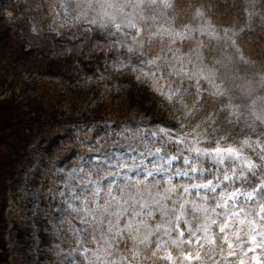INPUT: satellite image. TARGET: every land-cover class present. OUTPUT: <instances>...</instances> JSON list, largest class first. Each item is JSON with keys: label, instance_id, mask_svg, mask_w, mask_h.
Returning <instances> with one entry per match:
<instances>
[{"label": "rangeland", "instance_id": "374dc122", "mask_svg": "<svg viewBox=\"0 0 264 264\" xmlns=\"http://www.w3.org/2000/svg\"><path fill=\"white\" fill-rule=\"evenodd\" d=\"M216 1L226 7V16H234L237 8L231 0ZM28 2H41L46 11L40 10L35 15L24 13L20 21L0 14V264H55L56 245L67 251L64 241L74 247L76 239L83 235L77 231L74 236L73 230L80 227L79 222L65 210L59 194H54L55 188L66 189L59 174L52 173L53 165L63 168L65 173L81 165L79 155L75 154L84 151L78 146V133L95 137L93 143L103 148L94 155L90 153L93 159L85 167L91 172L85 179L100 180L104 187L109 182L113 187H123L140 181L160 190L175 185L177 191L173 200L177 201V206L182 199L198 200L203 196L209 198V203H215L235 192V197L228 200L229 208L237 212L243 208L241 219L255 213L254 203L264 200L258 197L259 187L257 194L248 199L246 193L252 190L232 186L236 176L240 178L249 173L245 170L243 176L239 175L241 162L232 159L217 162L181 144L176 127L172 126L174 122L166 119L167 113L161 115L159 101L163 98L153 90L152 79L142 77L138 81L139 71L133 73L123 68V58L117 56L124 52L120 46L123 34L90 25L82 17L75 19L80 16L79 10H74L77 0H69L70 8L65 7V0H0V10ZM253 3L257 5L256 0L246 2V8ZM94 16L95 13H88V18ZM185 23L194 30L197 41L206 38L227 42L224 29L230 26L218 29L205 16H194ZM209 24L214 37L201 35L199 31L201 25ZM231 27L237 36L243 29ZM253 41L264 51V35ZM190 43L195 47V41H185L178 46L187 53ZM154 50L162 57L168 55L167 49L160 53L157 46ZM204 54L209 62H215L216 59ZM160 64L164 68L165 61ZM167 71L157 72V76L166 77ZM233 73L239 83L246 79L243 72ZM167 83L168 79L160 81L161 86ZM160 128L169 129V135L160 133ZM217 139L218 136L215 140L201 138L200 147L213 146ZM245 154L252 155V152L246 149ZM118 159L127 167H117ZM212 163L227 169L220 175L212 170ZM224 175L232 179L224 180ZM192 185L208 187L193 188ZM184 187L189 189L187 194L183 192ZM168 205L172 206L171 201ZM187 207L191 212V205ZM187 218L191 220V214ZM254 218L259 224V216ZM122 220L126 222L127 216ZM149 222L153 226L161 223L160 213L156 211ZM181 226L185 232L182 239L186 241L190 238L188 226L183 221ZM232 231L230 227L229 234ZM213 232L219 233L218 227L213 226ZM160 237L168 242L166 251L172 253V260L163 259L165 252L162 251L155 258V264H200L184 258V253L196 251L194 238L192 244L177 247L172 243V239L179 238L177 232L172 231L170 239L162 229ZM156 239L154 236L153 240ZM256 239L258 243L264 242L260 235ZM231 242L236 255L228 256L225 244L224 252L229 261L239 264V260L244 259L246 264H257V261L264 264V247L251 242L247 227L240 232L238 241L233 236ZM113 247L123 252L132 247V241L125 233L116 238ZM252 248L255 251H249ZM254 256L256 260L252 259ZM145 264H153V260Z\"/></svg>", "mask_w": 264, "mask_h": 264}, {"label": "snow or ice", "instance_id": "6c2138e0", "mask_svg": "<svg viewBox=\"0 0 264 264\" xmlns=\"http://www.w3.org/2000/svg\"><path fill=\"white\" fill-rule=\"evenodd\" d=\"M83 4L88 9L83 17L88 24L101 29H115V33H121L127 38V42L120 41L124 52L138 53L141 57H147L143 62L144 67L130 68L133 73L139 71L140 75H137L136 79L139 81L142 77H150L154 86L153 90L169 104L179 105L186 116H191L194 111L210 108L208 116L215 118L213 124L219 119L229 124H239L247 113L254 121L264 125V96L260 97L261 108L257 111V101L251 99V89L248 91L240 89L241 96L251 100L249 105L237 102L234 93L233 82L237 77L231 72L230 66L237 62L255 63L245 58L237 40L233 39L237 33L231 34V39L227 42L231 47H235L236 53L239 54L238 61L233 54L223 59L217 58L212 63L203 52V41L196 40L194 30L189 24L184 23L180 28L175 27L178 19L176 16H169L163 24L159 23L163 14L175 10L176 0H122V2L121 0H83ZM65 7L70 8L72 5L70 3ZM250 7H255V4H250ZM93 8L96 9L95 16L88 18V13ZM204 15L202 10L195 12L196 17L203 18ZM80 18L81 15L75 17L77 20ZM199 31L201 35L215 36V32L211 30V24L201 25ZM224 34L229 36V29H224ZM185 41H195V47H192L190 43L187 53L182 52L178 46ZM157 46L160 53L167 49L166 58L154 50ZM261 56H264V51L261 52ZM162 60L165 61L164 68L160 64ZM145 68L148 70L145 71ZM153 68L156 71H153ZM165 70H168L166 77L157 76V72ZM171 77L175 79H170ZM164 79H168V83L161 86L160 81ZM159 132L165 136L169 135V129L166 128H160ZM153 135L156 133L154 132ZM201 136L199 131L194 132L193 146L189 149L190 151L211 156L217 162H223L225 159L239 160L241 175L245 170L254 175L256 168L264 167L245 154V150L252 144L251 137L242 136L238 143L226 144V146H222L221 140L228 141L231 138L220 137L211 148L201 149L198 146ZM76 139L79 141L78 146L84 149L83 152L73 150L76 155H79L81 165L68 173H65L63 168H57L56 165L52 167L53 175L59 174L64 180V189H66L62 191L55 188L53 192L59 194L65 210L73 214V220L79 222L80 227L73 230L74 236L77 231L83 233L72 247L73 255L69 256L70 261L75 258L79 264H145L151 259L155 264V258L162 251L165 252L162 258L171 261L172 253L166 251L168 242L160 237L162 229L164 235L169 236L170 239H172V231L179 234L178 239H172V243L177 247L184 243L192 244L194 238L197 245L196 251L184 253V258L188 261H201V264H203L202 252H206L209 258L217 250L222 255L224 244L227 245L228 256L236 255L231 238L235 236L238 241L244 227L248 229L251 242L257 247H264V242L258 243L256 239L257 235L264 238V200L259 203L258 212L249 213L241 219L244 209L241 208L237 212L228 206V200L235 197V192L226 194V199L217 200L215 203H209V198L203 196L198 200L182 199L177 206V201L173 200L177 186L171 185V181L168 182L171 186L163 190L157 186H146L143 181L125 184L123 187L120 185L113 187L109 182L108 186L104 187L100 180L85 179L91 172V169L85 166L90 164L93 155L103 151V148L93 143L95 137L89 134L78 133ZM184 140L185 138L181 136L180 143L183 144ZM256 144L260 151L264 152V143L257 139ZM159 151L157 149V152ZM105 155L110 154L105 153ZM260 159L264 160V156ZM116 166L127 167V164L118 159ZM148 174L151 175V172ZM235 174L233 170V175ZM223 179L230 180L232 177L224 175ZM77 180L79 184L76 183ZM192 187H208V185H192ZM258 187L259 193L264 194V176L261 177ZM188 191V187H184L183 192L187 194ZM255 194H257V188L253 187L252 192L246 193V196L251 199ZM65 197L67 198L63 199ZM169 201H171V207L168 205ZM189 204L191 212L187 207ZM218 209L221 211H217ZM156 211L160 213L162 222L153 226L149 221ZM189 214L192 216L191 220L187 218ZM125 216H127L126 222L122 220ZM249 216L253 218L250 219ZM255 216H259V224ZM181 221L188 226L190 238L186 241L182 239L185 232L182 230ZM237 224L243 227L238 229L235 227ZM105 225H107L106 228ZM213 226L218 227L219 233L213 232ZM230 227L233 229L231 234L228 232ZM97 232L99 235L96 234ZM125 233L132 241V247L126 248L123 252H117L113 247L114 242ZM154 236L157 237L155 241ZM90 244L95 247H88L87 245ZM249 251H255V248ZM252 259L257 258L254 256ZM239 264H246V262L240 259ZM257 264L260 262L257 261Z\"/></svg>", "mask_w": 264, "mask_h": 264}, {"label": "clouds", "instance_id": "9594fccd", "mask_svg": "<svg viewBox=\"0 0 264 264\" xmlns=\"http://www.w3.org/2000/svg\"><path fill=\"white\" fill-rule=\"evenodd\" d=\"M65 3L67 5L70 4L69 0H65ZM76 9L79 10L82 18L84 17V13L88 11L87 7L83 4V0H77L74 10ZM197 10H202L204 11V13L205 11H210V9L206 7V3L201 2V0H176L175 10L168 11L166 14H163L161 16V21L165 22L169 16H176L178 18L177 24H184L187 20L193 17V14L195 15V12ZM243 10L247 12L248 20H251L256 16H260L262 19H264V2H259L257 5H255V7H250L249 5L246 9ZM95 11L96 9L93 8L90 12L95 13ZM157 11H159V9ZM9 16H11V13H9ZM246 26L247 25H245V27ZM228 29L230 35L226 36L227 41L231 39V34H236L235 31H232L231 26ZM108 30L109 32H111V29ZM121 41L127 42V38L122 37ZM228 47L231 48V45L229 43ZM117 56L118 58H123V68L129 70L132 67L139 69L141 65H143L144 60H146V57H141L138 55V53L129 54L126 52H122L118 53ZM135 61H138L139 63H135ZM125 65H127L128 67H124ZM249 73V76L242 83L237 82V79L233 82L235 85L234 93L237 97V102L244 105H249L251 104V100L244 99L241 96L240 89H244L245 91L251 89V99L257 101L256 108L257 111H259L261 108L260 97L264 96V82H262L264 81V59H262L259 63H249ZM159 105L162 109L161 115L167 113L166 119L174 122L172 126L176 127L178 136H182L185 138L183 144L188 149L193 146V134L196 131H199L202 134L201 138L209 140H215L218 133L221 134V137H229L231 139L240 136H248L253 139L251 146L248 148L251 149L252 155H247V157L253 160L254 156L256 158L255 162L257 164L264 165V160L260 159V157L264 156V152H261L259 146L256 144L257 139L264 143V125H261L259 122L254 121V119L251 116L247 115V113L239 124L227 123V125H225V121L223 119H219L215 124H213V119L215 118L208 116V111H210V108H206L203 111L197 110L194 111L191 116H186L185 113L180 110L177 104H169L164 99H161L159 101ZM198 146L200 147V144ZM211 146L212 145L209 144L205 147L200 148L208 149L211 148ZM257 169L262 174L261 177L264 176V167L256 168L255 174ZM239 175L243 176L244 173L242 175ZM64 244L68 245L67 251H64L60 245H56L58 251L56 253L57 258L55 264H79V261L75 258H73L71 261L69 260V256L73 255L72 247L67 240L64 241ZM41 264H43V262H41Z\"/></svg>", "mask_w": 264, "mask_h": 264}, {"label": "trees", "instance_id": "16d2710c", "mask_svg": "<svg viewBox=\"0 0 264 264\" xmlns=\"http://www.w3.org/2000/svg\"><path fill=\"white\" fill-rule=\"evenodd\" d=\"M249 0H231L233 6L237 8V11L234 13V16H226L224 13H226L227 9L222 3H218L216 0H201V2L206 3V7L210 9V11H205V17H207L218 29L225 28L229 26H238L242 27V31L240 34L236 37L237 44L239 48L243 51L245 54V58L251 61H255L259 63L262 59H264V56H261V48L253 41L255 37H263L264 35V19H262L260 16L253 17L251 20L247 19V12L243 9H246V2ZM257 4L259 2H264V0H256ZM40 10L46 11V7L40 2H28V3H22L18 5H14L10 8H4L0 10V14L5 15L7 17H12V19H16L17 21H20L24 13L35 15L38 14ZM9 13H11V16H9ZM193 17L191 19L194 18ZM191 19L187 20L190 21ZM248 24L246 27L245 25ZM204 48L203 51L206 52V54L210 55L213 59H223L228 56H232L233 54L236 55V59L238 61V55L235 51V47H228V42H222L220 40H213V39H204L203 41ZM264 50V49H263ZM231 72H243L246 74L245 78L249 76V64H243L237 62L236 64L230 66ZM237 77V76H236ZM225 125H227V122H224ZM217 136L220 138L221 134H217ZM242 136L221 142L222 145L226 146V144H232L233 141L241 139ZM251 151V149H249ZM252 152V151H251ZM211 168L215 172H221L224 173L227 169V167L221 168L216 163L211 165ZM230 168V165L229 167ZM261 173L257 169L256 174L252 175L250 173L246 174L244 177H235L232 186L233 188L240 187L244 190H252L253 187H257L259 185L260 179H261ZM259 197L264 199V194H259ZM254 207H257V204H254ZM220 243H223L220 241ZM224 248L226 245H223ZM203 264H237L236 262L229 261V258L227 257V254L223 252L221 255L219 253V250H217L216 253H213L211 258L205 253L202 256ZM201 264V261H197Z\"/></svg>", "mask_w": 264, "mask_h": 264}]
</instances>
